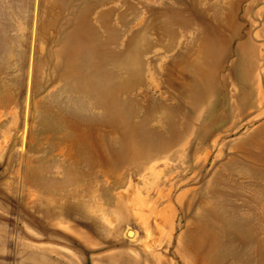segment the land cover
<instances>
[{
    "label": "rangeland",
    "instance_id": "1",
    "mask_svg": "<svg viewBox=\"0 0 264 264\" xmlns=\"http://www.w3.org/2000/svg\"><path fill=\"white\" fill-rule=\"evenodd\" d=\"M0 264H264V0H0Z\"/></svg>",
    "mask_w": 264,
    "mask_h": 264
},
{
    "label": "bare ground",
    "instance_id": "2",
    "mask_svg": "<svg viewBox=\"0 0 264 264\" xmlns=\"http://www.w3.org/2000/svg\"><path fill=\"white\" fill-rule=\"evenodd\" d=\"M78 29L75 27L72 31V34H71V37L74 38V36L77 34V31ZM112 103H110L111 105ZM113 107V106H112ZM124 142V141H123ZM130 152L132 151L133 154L137 153L135 152V150L132 148V146H129L128 142L125 140L124 142V145H123V152ZM137 156V154H136ZM199 226V225H197ZM198 229V228H197ZM200 230V229H199ZM202 232V231H201ZM128 234L130 235H133V231H128ZM208 237V235H206ZM206 243V242H205ZM216 240H213L211 241L209 244H208V247H207V253L210 255V253H213L214 252V249H216Z\"/></svg>",
    "mask_w": 264,
    "mask_h": 264
}]
</instances>
